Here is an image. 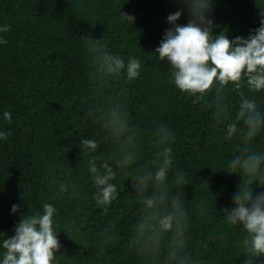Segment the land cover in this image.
Wrapping results in <instances>:
<instances>
[{
	"label": "trees",
	"instance_id": "16d2710c",
	"mask_svg": "<svg viewBox=\"0 0 264 264\" xmlns=\"http://www.w3.org/2000/svg\"><path fill=\"white\" fill-rule=\"evenodd\" d=\"M180 7L178 0H0V24L10 26L8 43L0 45V115L11 114L10 121L0 119V129L9 133L0 141V232L13 235L21 213L51 202L58 209L57 264H144L129 240L139 208L130 179L117 178V199L104 211L91 198L88 157L81 158L79 148V138L99 134L89 112L120 101L146 138L155 120L173 130L175 163L189 173L184 197L193 213L191 240L213 237L201 255L215 257L216 264H244L234 231L216 214L232 206L240 183L239 174L225 166L240 142L224 140L223 126L213 124L214 93L193 104L169 83L167 62L154 53L169 27L166 17ZM261 9L264 0H212L211 15L219 26L214 32L247 36L259 25ZM120 13L133 15V24ZM187 18L185 12L178 23ZM88 35L126 61L139 59V77L93 81L95 53L81 38ZM255 97L264 109V93ZM229 98L234 114L239 97L233 91ZM253 144L264 149V131ZM153 150L147 143L141 162ZM63 161L71 166L64 178L78 185V195L58 196L52 184L54 173L67 171ZM12 204L19 205V213L10 212ZM197 205L207 207L204 216ZM109 230L115 237L105 239Z\"/></svg>",
	"mask_w": 264,
	"mask_h": 264
},
{
	"label": "clouds",
	"instance_id": "9594fccd",
	"mask_svg": "<svg viewBox=\"0 0 264 264\" xmlns=\"http://www.w3.org/2000/svg\"><path fill=\"white\" fill-rule=\"evenodd\" d=\"M178 2L182 7L166 17L169 27L154 53L159 61L167 62L169 83L191 97L193 104L214 93L213 124L223 126L224 140H239L238 150L225 166L227 172L239 174L240 183L232 195V206L219 209L222 215L215 210L234 231L233 244L244 264H264L260 259L264 258V149L253 144L264 131V109L255 97L264 93V9L259 13V25L249 29L247 36L229 38L224 29L214 32L219 26L211 15L212 0ZM185 12L187 22L178 23ZM120 14L133 24V15ZM9 28L7 23L0 24V45L8 43ZM81 38L95 53L90 72L93 81L102 84L110 78L131 81L139 77V59L129 57L126 61L99 46L91 35ZM233 91L239 97L234 114L229 98ZM89 115L99 134L79 138V148L81 158L88 157L86 171L94 189L91 198L107 211L118 196L117 178L123 175L130 179L139 208L129 240L144 264H216L215 257L201 255L209 246L208 239L213 238L211 234L203 242L193 244L191 240L193 213L186 209L184 197L189 173L175 163L174 132L168 124L153 121L146 138L127 105L120 101ZM0 119L10 121V112L4 111ZM8 135L0 129V141ZM147 143L154 150L141 162ZM63 168L67 171L53 174L58 196L78 195V185L64 178L71 166L63 161ZM197 211L204 216L208 209L197 205ZM10 212L19 213V205L12 204ZM57 217L58 209L51 202H42L39 210L29 208L27 214L21 213L13 235L0 232V264H57L61 247ZM109 237H115L111 230L104 234L105 239Z\"/></svg>",
	"mask_w": 264,
	"mask_h": 264
}]
</instances>
